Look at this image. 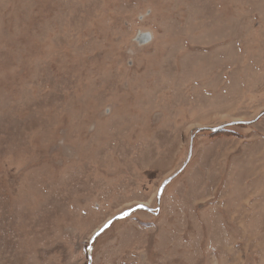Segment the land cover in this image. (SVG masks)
Here are the masks:
<instances>
[{"label": "rangeland", "instance_id": "1", "mask_svg": "<svg viewBox=\"0 0 264 264\" xmlns=\"http://www.w3.org/2000/svg\"><path fill=\"white\" fill-rule=\"evenodd\" d=\"M0 264H264V0H0Z\"/></svg>", "mask_w": 264, "mask_h": 264}, {"label": "bare ground", "instance_id": "2", "mask_svg": "<svg viewBox=\"0 0 264 264\" xmlns=\"http://www.w3.org/2000/svg\"><path fill=\"white\" fill-rule=\"evenodd\" d=\"M150 37L148 35L143 34L140 38V41H143L144 43L142 45L147 44V42L149 41Z\"/></svg>", "mask_w": 264, "mask_h": 264}, {"label": "snow or ice", "instance_id": "3", "mask_svg": "<svg viewBox=\"0 0 264 264\" xmlns=\"http://www.w3.org/2000/svg\"><path fill=\"white\" fill-rule=\"evenodd\" d=\"M139 207L143 209L145 206L144 205H140Z\"/></svg>", "mask_w": 264, "mask_h": 264}, {"label": "built area", "instance_id": "4", "mask_svg": "<svg viewBox=\"0 0 264 264\" xmlns=\"http://www.w3.org/2000/svg\"><path fill=\"white\" fill-rule=\"evenodd\" d=\"M142 36V35H141ZM141 36H140V38H141ZM140 38H139V40H140Z\"/></svg>", "mask_w": 264, "mask_h": 264}, {"label": "water", "instance_id": "5", "mask_svg": "<svg viewBox=\"0 0 264 264\" xmlns=\"http://www.w3.org/2000/svg\"><path fill=\"white\" fill-rule=\"evenodd\" d=\"M104 230V229H103ZM96 238V237H95Z\"/></svg>", "mask_w": 264, "mask_h": 264}]
</instances>
